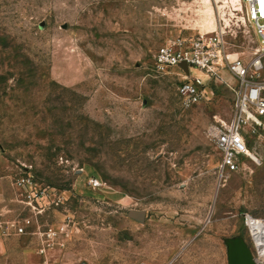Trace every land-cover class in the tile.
<instances>
[{"label":"rangeland","instance_id":"374dc122","mask_svg":"<svg viewBox=\"0 0 264 264\" xmlns=\"http://www.w3.org/2000/svg\"><path fill=\"white\" fill-rule=\"evenodd\" d=\"M210 4L0 0L4 225L29 218L28 232L65 227L49 247L40 237L42 245L71 243L93 264H229L230 241L261 264L245 220L264 221L263 150L253 141L258 162L248 160L223 187L216 180L213 129L233 117L236 79L221 71L207 81V99L183 108L185 76L155 64L165 44L201 34L223 37L225 55L245 65L262 54L244 3L237 16ZM209 7L214 33L203 28ZM257 76L264 82V68ZM22 178L42 194L45 214L24 205Z\"/></svg>","mask_w":264,"mask_h":264},{"label":"built area","instance_id":"2783aa9c","mask_svg":"<svg viewBox=\"0 0 264 264\" xmlns=\"http://www.w3.org/2000/svg\"><path fill=\"white\" fill-rule=\"evenodd\" d=\"M246 15L252 24L263 52L249 65L243 64L238 58L232 60L225 55L223 37L198 35L191 40H175L162 46L156 52L155 64L160 70L177 68L185 80L177 88L178 98L183 108H191L207 99V81L220 80V73L227 70L237 82L232 90L235 94L233 117L228 122H222L218 128L213 129V137L216 149L220 154V162L216 171L218 187H223L230 176L243 170L248 160L258 162L257 156L251 149V143L255 141L264 152V82L258 81V74L263 70L264 58V0H243ZM187 65L186 72L182 65ZM198 70L202 77L192 76L190 68ZM29 180L22 178L17 185L25 191L24 205L35 216L46 213L41 204L42 194H35L28 185ZM94 187L98 186L97 180H90ZM53 202L59 206L61 201ZM250 216H246L245 224L248 225ZM31 220L25 219L19 226H15L17 234H26ZM65 227L59 230L47 228L41 231L37 228V234L43 237V242L49 247L53 245V238L65 233ZM259 256V255H258ZM254 264H257L256 258ZM145 264V263H143ZM263 264V261L261 262Z\"/></svg>","mask_w":264,"mask_h":264},{"label":"crops","instance_id":"0c3cea01","mask_svg":"<svg viewBox=\"0 0 264 264\" xmlns=\"http://www.w3.org/2000/svg\"><path fill=\"white\" fill-rule=\"evenodd\" d=\"M3 218L0 216V264H93L71 243L65 248H46L37 230L17 234L14 225L3 224Z\"/></svg>","mask_w":264,"mask_h":264},{"label":"bare ground","instance_id":"6f19581e","mask_svg":"<svg viewBox=\"0 0 264 264\" xmlns=\"http://www.w3.org/2000/svg\"><path fill=\"white\" fill-rule=\"evenodd\" d=\"M206 4L211 5V0H204ZM218 4V8H220L221 13L226 16V9H228V13L233 16L236 11L237 14H243V0H216ZM230 4V5H229ZM232 5V6H231ZM244 19V17H240ZM228 22L227 19H224ZM203 28L206 29L207 33L216 32L218 29V25L216 23V13L211 7L208 8L206 17L203 21ZM249 229L251 231L252 239L256 249L258 250L259 257L263 261L264 264V221L260 219H255L250 217L248 220Z\"/></svg>","mask_w":264,"mask_h":264},{"label":"water","instance_id":"95a60500","mask_svg":"<svg viewBox=\"0 0 264 264\" xmlns=\"http://www.w3.org/2000/svg\"><path fill=\"white\" fill-rule=\"evenodd\" d=\"M183 69L188 72L187 65H182ZM142 219V214H136ZM253 255L249 247L241 241L229 242V264H254Z\"/></svg>","mask_w":264,"mask_h":264}]
</instances>
